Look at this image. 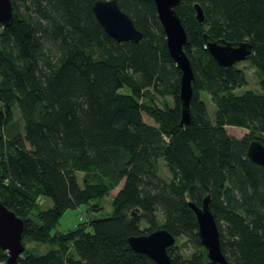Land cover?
Here are the masks:
<instances>
[{
  "label": "trees",
  "instance_id": "obj_1",
  "mask_svg": "<svg viewBox=\"0 0 264 264\" xmlns=\"http://www.w3.org/2000/svg\"><path fill=\"white\" fill-rule=\"evenodd\" d=\"M95 1L13 0L12 21L0 23V200L23 218L25 244H57L22 254L18 264H157L128 238L160 227L196 246L189 256L170 246V264H221L208 258L188 204L207 195L228 264H264V167L247 154L253 139L264 144V0H181L176 7L195 74L191 120L183 124L181 70L155 0H118L143 32L138 42L108 35ZM205 34L253 44L259 91L235 93L247 83L245 71L220 66ZM165 96L172 105L157 104ZM227 126L248 132L237 137ZM160 160L170 180L160 175ZM120 185L111 215L52 234L66 210ZM39 197L53 204L37 221L24 202ZM7 256L0 246V264Z\"/></svg>",
  "mask_w": 264,
  "mask_h": 264
},
{
  "label": "water",
  "instance_id": "obj_2",
  "mask_svg": "<svg viewBox=\"0 0 264 264\" xmlns=\"http://www.w3.org/2000/svg\"><path fill=\"white\" fill-rule=\"evenodd\" d=\"M155 4L166 33L170 55L181 70V122L188 123L191 120L190 103L195 74L190 57L184 49L188 38L186 27L176 9L181 4V0H155ZM194 8L197 20L204 22L205 12L202 5L196 2ZM92 9L106 33L117 41L138 42L142 39L143 32L120 7L118 0H96ZM13 17V0H0V23L9 24ZM205 40L207 49L223 67L247 60L253 52V44L248 40L229 41L224 38L216 39L207 34ZM247 154L253 162L264 167V144L259 139H253L249 143ZM188 204L196 215L198 236L207 251L208 258L214 263L228 264L222 251L218 224L210 207V195L204 197L201 205H197L194 201H189ZM23 231V218L0 200V246L8 254L5 264H18L19 257L24 253L26 244L23 242ZM128 241L134 250L148 255L157 264L171 263L168 248L175 244L176 238L166 228L160 227L147 233L131 235Z\"/></svg>",
  "mask_w": 264,
  "mask_h": 264
},
{
  "label": "rangeland",
  "instance_id": "obj_3",
  "mask_svg": "<svg viewBox=\"0 0 264 264\" xmlns=\"http://www.w3.org/2000/svg\"><path fill=\"white\" fill-rule=\"evenodd\" d=\"M236 66L245 71L247 83L246 85L235 89V93H243L248 89L259 91L261 77L258 70L252 65L250 60L247 59L244 61H240L236 63ZM202 99L207 105L210 117L214 119L215 105L211 99V96L208 93L203 92ZM166 101L171 105L173 104V99L170 96L159 97L157 104L162 106V104ZM15 113L16 115H18L17 109H15ZM227 130L230 134L237 137H242L245 133L248 132L246 128L236 126H227ZM160 175L166 180H170L171 178V174L164 160H160ZM78 176L79 179L82 181L84 178V173L78 172ZM120 187L121 185L111 190L104 197L91 200L88 204H82L75 209L66 210L59 223L53 227L51 231L52 234L66 232L75 227L76 225L80 224L81 222L84 224H88L89 220L92 218H101L111 215L113 213V198ZM24 204H26L27 207L30 208H28L29 216L37 221H40V212L52 206L53 201L48 197H39L35 202H28L27 200H25ZM157 215V222L160 225L163 222V217L161 214ZM148 228L149 224L145 221H142V229ZM174 246L176 248V251L180 252L184 256H189L196 250L195 244L187 237H183L177 240ZM53 248H57V244H55L53 241H49L46 243L28 241L26 242V249L23 255L31 252L46 253ZM70 253H74L73 247H71Z\"/></svg>",
  "mask_w": 264,
  "mask_h": 264
}]
</instances>
